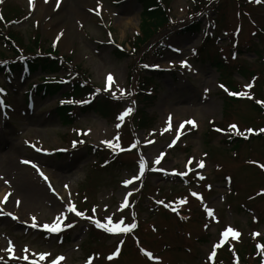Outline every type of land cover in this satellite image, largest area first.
<instances>
[{
  "label": "rangeland",
  "instance_id": "rangeland-1",
  "mask_svg": "<svg viewBox=\"0 0 264 264\" xmlns=\"http://www.w3.org/2000/svg\"><path fill=\"white\" fill-rule=\"evenodd\" d=\"M165 1L168 23L153 25L138 50L148 8L139 0L0 3L1 32L23 43L38 34L54 53L37 54L66 67L31 74L23 62L20 72L0 71V200L10 194L0 204V264H211L216 244L212 257L223 263L229 252L238 258L242 241L241 262L257 264L249 241L264 239V114L253 105L264 108V0ZM10 53L0 41V64ZM52 77L67 82L42 91ZM73 80L92 89L91 108L70 99ZM241 92L242 100L230 94ZM61 103L70 104L65 116ZM133 140L138 146L122 152ZM56 217L61 231L47 232ZM109 217L134 227L96 226ZM229 227L239 242L223 235Z\"/></svg>",
  "mask_w": 264,
  "mask_h": 264
},
{
  "label": "trees",
  "instance_id": "trees-1",
  "mask_svg": "<svg viewBox=\"0 0 264 264\" xmlns=\"http://www.w3.org/2000/svg\"><path fill=\"white\" fill-rule=\"evenodd\" d=\"M139 1L143 2L144 7L147 6L148 8L145 9L143 12L144 15L146 16V22L145 23L143 22L144 23L143 27H142L143 36L141 38H139V40L135 44V46H134L135 50H138V47L141 44H143L146 39L153 36L154 29H155V26H153V25H157L158 23H160V25H164V23L165 24L168 23L167 22L168 16H167V12H166V6L164 5L167 1L164 0L163 4L160 0H139ZM163 5H164V7H163ZM149 20H153V22L155 20V24L147 22ZM2 21H4V20H2ZM187 29L191 33H193L196 30V25L194 27L192 25H190L187 27ZM0 41H2L4 43V45L7 47L8 51H11L10 54L13 55L12 57H14V59L11 60L10 62L0 64V71H4L6 65H7L6 66L7 68L9 67L10 71H15V70L20 71L21 70L20 68H22L21 64L23 62L28 67L29 73L31 72V74L36 73V72H42L43 74L51 75V74L57 73L58 71L66 70L65 69L66 67L64 64L65 61L63 59H61L59 57L50 58V56H44L45 54L44 55L43 54H37V51L40 53L43 51V53H48V55L49 54L51 55V53H49V52H53L50 49H48V50L41 49L42 48L41 47V41L39 39L38 34L32 35V37H30L26 43H23L22 40L21 41L18 40V38L16 37L14 32L9 31L8 33H6V32L0 31ZM114 54L122 57V54H120L119 51H117V50L114 52ZM1 57L5 58L6 56L1 55ZM121 57H119V58H121ZM54 79H55V77H54ZM64 79H66V78H64ZM64 79H62V80H64ZM75 80L69 82L71 85V89H69L70 90L69 93L71 95H69V96L75 102H87V104L85 105V107H86L85 109L91 108L94 105L96 100L94 99V96L87 98L86 94L89 93L88 96H90L92 94L91 93L92 89H90V87H88V86H84L81 81H75ZM60 85H61L60 82H53V83L50 82L48 84L41 85L40 87H41V89L43 87L42 91H44L46 93H56L60 90ZM143 97H145V96H143ZM230 100L236 101L235 98H230ZM253 105H254L255 110H257V112H259L260 114H261V112H263V114H264V108H261L259 105H256V104H253ZM59 109H60V111H63V112H61V114H64V116H65L66 112L68 114V112H69L68 110L70 109V106L67 104H62ZM85 109H82V110L84 111ZM137 113L138 112H136V114ZM141 114L144 116H140L137 118V120H138L137 125H138V128L144 129L146 126V118H144L145 117L144 113H141ZM263 119H264V117H263ZM263 133L261 134V136H264ZM237 141L242 142V141H244V139L235 138V142H237ZM263 240L264 239H262V242H263ZM241 243H242L241 250L244 251L247 243L245 241H242ZM252 243H254V242H252ZM247 246H248V244H247ZM253 248H254L253 245L249 248L251 251L250 256L253 258V260L257 264L261 261H264V253H263L262 249L260 250L262 256L258 255V257H257V256H253V254H254Z\"/></svg>",
  "mask_w": 264,
  "mask_h": 264
},
{
  "label": "snow or ice",
  "instance_id": "snow-or-ice-1",
  "mask_svg": "<svg viewBox=\"0 0 264 264\" xmlns=\"http://www.w3.org/2000/svg\"><path fill=\"white\" fill-rule=\"evenodd\" d=\"M258 2H259V0H258ZM0 3H3V0H0ZM58 4H59V0H57V5H58ZM32 5H33V0H29V7L31 8ZM97 14H99V13H97ZM57 39H59V37H57ZM181 66H182V67H186V66H187V62H186V61H182V62H181ZM106 79H107V82H108V86L110 87L111 84L113 83V77H112V75L109 74V75L107 76ZM220 87L223 88L224 86H223V85H220ZM225 90L227 91V89H225ZM230 94H231V95H239V96H244V95H246V93H243V92H241V93H230ZM69 103H72V101H69ZM257 103H264V102L257 101ZM130 112H131V109H127L124 113H122V114L118 117V119H119V120H123L125 116L129 115ZM188 123H192V122L189 121ZM117 127H119V125H117ZM230 127H231L232 129L235 130L237 126H236L235 124H233V125H231ZM217 131H220V130L217 129ZM249 131H252V130L249 129ZM260 131H261V132H264V129H260ZM237 135H240V133L237 132ZM245 138H247V137H245ZM81 142H83V141H81ZM104 143H106L110 148H119V147H120L119 144H112V143L109 142V141H105ZM74 146H75V145H74ZM40 150H41V149H39V148L36 149V151H40ZM22 162L25 163V164L30 163V161H27V160L22 161ZM139 163H140V170H141V172H143V170H144V168H145V166H146V165H145V161L143 160V158H141V160H140ZM156 163H157V164L160 163L159 159L156 160ZM201 166H203V165L201 164ZM32 167H33V168H36L37 172H38V173H39V174H40L45 180H47V177L44 176L43 172L40 171V169L38 168V166H37L36 164H32ZM261 167H264V165H262ZM201 179H203V177H201ZM5 183H7V181H5ZM130 183H132V181H130V180H125V181H124V184H125V185H128V184H130ZM8 195H10V194H6V195L4 196V198H3L2 200H0V204H3L4 202L7 201V199H8ZM16 203L19 204V201H17ZM125 203H127V199H125ZM182 203H183V201H182ZM68 211H69V212H75L77 216H82V215H83V213L76 211L75 208H74V207H71V206L68 208ZM206 211L208 212V215H209V216L213 215V213H212L211 210L206 209ZM9 215H11V214L9 213ZM15 218H16V217H13V219H15ZM35 219H36L35 217L32 218L33 221H35ZM95 223H96V226H97L98 228H102V229H104L105 231H107V232H109V233L128 232V231L131 230L132 227H134V225H131V224H130L127 228L122 227V226H121V223H115V224H113V223H112V220H111L110 217L108 218L107 223L101 224V223L98 222V221H95ZM32 226H33V227H36L37 225H36L35 223H33ZM42 227H43L44 229H46L47 232H49V233H56V232L61 231V221H60V217H56L55 220H54L52 223H50V224H44ZM223 235H224V236L232 235V237L235 238V237L238 235V233L235 232L231 227H229V228H227V230L223 233ZM219 247H220V244H216V245L214 246L213 251H212L211 255L209 256V259H211L212 256L215 255V249H216V248H219ZM7 251H8V253H9V257H10V258H14V257L12 256V249H11V248H8ZM118 251H119V248H117V251L114 252L112 255L115 256V255L117 254ZM45 255H47V254H41V255H40V260H43L44 257H45ZM145 255H147V256H149V258H151V253L145 252ZM111 258H112V257L110 256L109 259H111ZM62 259H64V257H58V258H57V260H62ZM53 264H57V261H53Z\"/></svg>",
  "mask_w": 264,
  "mask_h": 264
}]
</instances>
